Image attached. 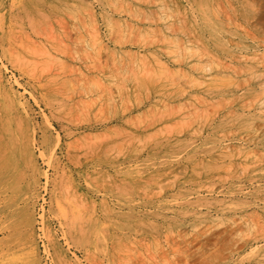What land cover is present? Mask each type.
<instances>
[{
  "label": "rangeland",
  "instance_id": "obj_1",
  "mask_svg": "<svg viewBox=\"0 0 264 264\" xmlns=\"http://www.w3.org/2000/svg\"><path fill=\"white\" fill-rule=\"evenodd\" d=\"M0 264H264V0H0Z\"/></svg>",
  "mask_w": 264,
  "mask_h": 264
}]
</instances>
